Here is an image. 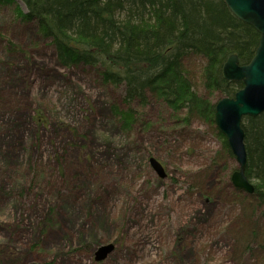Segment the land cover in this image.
Masks as SVG:
<instances>
[{"label":"rangeland","instance_id":"374dc122","mask_svg":"<svg viewBox=\"0 0 264 264\" xmlns=\"http://www.w3.org/2000/svg\"><path fill=\"white\" fill-rule=\"evenodd\" d=\"M18 8L26 12L21 1L0 6V264H97L108 244L115 250L102 264H263L242 240L255 226L235 203L248 195L232 184L239 166L211 129L173 132L153 104L144 119L154 127L123 132L114 111L123 88L103 84L95 68L62 67ZM185 66L217 103L202 59ZM252 221L262 234L264 209Z\"/></svg>","mask_w":264,"mask_h":264},{"label":"trees","instance_id":"16d2710c","mask_svg":"<svg viewBox=\"0 0 264 264\" xmlns=\"http://www.w3.org/2000/svg\"><path fill=\"white\" fill-rule=\"evenodd\" d=\"M16 1L26 8L17 9L19 21L38 26L62 67L95 68L103 84L123 88V108H114L123 132L154 127L144 116L157 104L169 130L204 124L223 152L234 158L215 125L216 103L196 91L185 66L191 56L201 58L203 87L220 99L233 98L244 87L243 82L226 81L222 68L233 54L241 65L249 64L260 34L235 17L224 0H0V6ZM243 128L246 175L255 192L239 194L235 203L245 209L248 227L255 226L248 234L242 232L244 246L258 250L264 259V232L259 234L252 221L254 211L264 209V114L245 118ZM211 160L214 165L216 157ZM96 242L92 239L91 245Z\"/></svg>","mask_w":264,"mask_h":264},{"label":"water","instance_id":"95a60500","mask_svg":"<svg viewBox=\"0 0 264 264\" xmlns=\"http://www.w3.org/2000/svg\"><path fill=\"white\" fill-rule=\"evenodd\" d=\"M229 10L239 20L251 25L260 34L255 56L247 65H241L239 57L231 55L223 65L222 76L229 82H243L244 87L233 98H222L215 106V124L228 142L239 166L232 175L233 186L249 195L255 187L246 175L247 150L244 118H256L264 114V0H224ZM150 164L161 179L168 174L164 165L151 158ZM115 250L114 244L101 246L96 254L97 264L102 263Z\"/></svg>","mask_w":264,"mask_h":264},{"label":"bare ground","instance_id":"6f19581e","mask_svg":"<svg viewBox=\"0 0 264 264\" xmlns=\"http://www.w3.org/2000/svg\"><path fill=\"white\" fill-rule=\"evenodd\" d=\"M246 118H247V117H246ZM244 119H245V118H244ZM243 123H244V121H243ZM57 237H58V236H54V238H53V239H57Z\"/></svg>","mask_w":264,"mask_h":264}]
</instances>
